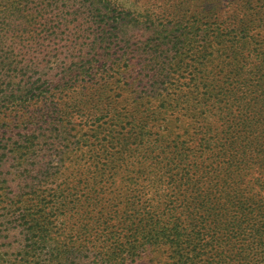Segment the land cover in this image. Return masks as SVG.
Wrapping results in <instances>:
<instances>
[{"label": "rangeland", "instance_id": "374dc122", "mask_svg": "<svg viewBox=\"0 0 264 264\" xmlns=\"http://www.w3.org/2000/svg\"><path fill=\"white\" fill-rule=\"evenodd\" d=\"M34 1L38 8L47 0ZM82 11L76 23L65 11L68 24L52 19L48 8L41 14L36 9L32 15L36 19L28 28L36 38L24 43L50 50L44 65L36 69L25 64L22 71L0 76V264H100L120 247L118 241L143 246L134 249L122 264H169L167 253L159 251V227H171L175 217L178 220L174 223L185 227L187 206L194 207L217 185L218 190L227 185H219V179L224 178V170H219L221 162L198 150L195 138L200 135L195 136L198 127L194 120L183 112L173 124L164 125L159 120L155 35L140 25L130 26L126 35L130 70L135 75L140 72L128 88L126 139L107 117L94 123L102 131L99 135L82 128L78 119H45L43 109L29 101L34 88L32 92L21 91L26 82L50 90L61 83L64 68L79 60L87 63L98 59L88 49L97 41L95 33L100 28L92 22L98 20ZM260 74L253 96L240 97L241 103L248 104L234 111L230 120L240 122L247 115L244 120L252 122L243 127L241 135L263 142L264 68ZM5 86L13 91L4 92ZM38 92L36 89L34 94ZM222 122L207 118L200 125L203 133L209 130L207 135L215 140L227 126ZM139 123L143 131L135 135ZM177 139L179 143L173 141ZM177 144L183 155L175 157ZM107 158L110 166L117 161L116 169L102 174L98 169ZM249 159L241 164L243 171L228 180L229 189L232 194L258 198L257 191L264 189V167L259 168L256 158L247 164ZM167 207L174 209L173 218L165 214ZM122 213L129 218L124 219ZM254 213L252 223L261 228L256 264H264V206ZM195 218L202 221L200 227L205 230L213 224L211 217L201 213Z\"/></svg>", "mask_w": 264, "mask_h": 264}, {"label": "trees", "instance_id": "16d2710c", "mask_svg": "<svg viewBox=\"0 0 264 264\" xmlns=\"http://www.w3.org/2000/svg\"><path fill=\"white\" fill-rule=\"evenodd\" d=\"M129 1L62 0L58 4L57 0H47L36 8L34 0H0V76L22 71L25 64L36 69L44 65L50 50L43 45L30 48L24 43L36 38L28 29L36 19L32 18L36 9L41 14L48 8L52 19L68 24L64 20L65 11L76 18L72 19L76 23L84 10L98 20L92 22L100 28L95 33L97 41L88 48L98 59L87 63L79 60L64 68L61 83L50 90L44 87L42 91L38 85L32 87L26 82L21 91L32 92L34 88L29 101L34 100L35 106L43 109L41 116L45 119L54 120L56 116L78 119L82 128L99 135L102 131L94 123L107 117L114 120V126L120 128L121 137L126 139L128 88L140 73L135 75L130 70L126 35L130 26L148 29L155 35L152 40L159 48V120L164 125L173 124L181 112L194 120L198 127L195 136L200 135L195 138L198 150L221 162L219 170L225 172L219 185L228 186L218 190L217 185L194 207L187 206L185 227L174 223L178 218H173V208H165V214H171L173 221L171 227H159V251L167 253L169 264H256L257 235L261 228L251 219L254 211L264 206V189L257 191L258 198L232 194L228 180L243 171L241 164L249 157L247 164H253L251 159L256 158L259 168L264 167V141L244 139L241 135L243 127L252 121L244 120L247 115L240 122L230 120L234 111L248 104L241 103L240 97L253 96L258 74L264 68V0H131L130 4ZM20 25L24 27H14ZM36 89L39 92L34 94ZM8 91L13 89L5 86L4 92ZM207 118H217L227 125L222 137L213 140L207 135L209 130L203 133L200 123ZM142 131L139 123L135 135ZM173 141L179 143L178 139ZM175 148V157L182 156V147L177 144ZM105 162L98 169L102 174L116 169L117 161L111 166L107 163L109 158ZM198 213L213 220L206 230L200 227L202 221L195 218ZM123 216L129 218L127 213ZM198 218L203 220L201 216ZM116 243L120 247L100 264H122L134 249L143 248L140 244L131 247ZM161 246L166 249H160Z\"/></svg>", "mask_w": 264, "mask_h": 264}]
</instances>
